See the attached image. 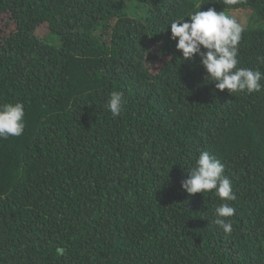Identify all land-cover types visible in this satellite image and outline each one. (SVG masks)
Masks as SVG:
<instances>
[{"label":"trees","instance_id":"obj_1","mask_svg":"<svg viewBox=\"0 0 264 264\" xmlns=\"http://www.w3.org/2000/svg\"><path fill=\"white\" fill-rule=\"evenodd\" d=\"M199 8L245 13L237 67L264 73V0H0V104L25 106L0 139V264H264V88L182 60L168 26ZM205 150L230 234L214 192L181 188Z\"/></svg>","mask_w":264,"mask_h":264},{"label":"clouds","instance_id":"obj_2","mask_svg":"<svg viewBox=\"0 0 264 264\" xmlns=\"http://www.w3.org/2000/svg\"><path fill=\"white\" fill-rule=\"evenodd\" d=\"M171 39L176 41V50L182 53V60L199 57L206 73V80L215 84L219 91L227 90L230 95L260 92L264 85V73L251 68L237 67L238 50L244 28L231 15L194 10L188 19L171 21ZM264 60V58H261ZM106 107L113 117L122 115L125 100L120 91H112ZM25 106L21 102L0 104V139L19 137L25 130ZM181 188L189 195L214 192L222 203L215 209L214 225L225 234L233 230L232 220L235 208L228 201L236 199L231 179L224 174V164L207 150L201 151L188 170V176L181 182Z\"/></svg>","mask_w":264,"mask_h":264},{"label":"rangeland","instance_id":"obj_3","mask_svg":"<svg viewBox=\"0 0 264 264\" xmlns=\"http://www.w3.org/2000/svg\"><path fill=\"white\" fill-rule=\"evenodd\" d=\"M227 14L233 16L242 26L246 25L247 16L245 13L237 10V11L228 12Z\"/></svg>","mask_w":264,"mask_h":264}]
</instances>
